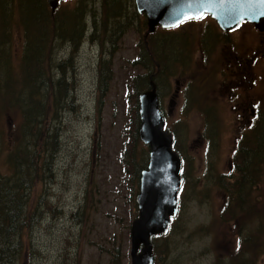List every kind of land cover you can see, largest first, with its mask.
Segmentation results:
<instances>
[{"label": "rangeland", "instance_id": "374dc122", "mask_svg": "<svg viewBox=\"0 0 264 264\" xmlns=\"http://www.w3.org/2000/svg\"><path fill=\"white\" fill-rule=\"evenodd\" d=\"M43 1L51 23L82 3L87 15L83 10L84 29L73 43L54 37L44 43L42 73L52 82L39 87L54 91V82L65 77L70 94L56 120L48 119L59 135L52 179L33 190L29 212L36 204V213L19 238L15 264H131L136 177L148 154L132 127L135 80L148 87L153 74L165 127L186 163L179 213L168 235L152 241L155 264H264V137L247 138L251 128L235 119L244 110H234L233 103L241 100L222 87L228 45L252 41V28L223 37L208 18L176 31L157 27L146 37L147 21L134 0H120L125 11L116 31L102 23L107 0L59 2L53 13ZM23 21L14 0H0V52L20 89L23 42L29 39ZM144 55L148 61L141 66ZM100 72L108 78L102 88ZM17 116L15 107L7 115L0 111L1 175L8 172L4 144L18 139Z\"/></svg>", "mask_w": 264, "mask_h": 264}, {"label": "trees", "instance_id": "16d2710c", "mask_svg": "<svg viewBox=\"0 0 264 264\" xmlns=\"http://www.w3.org/2000/svg\"><path fill=\"white\" fill-rule=\"evenodd\" d=\"M14 2L17 6L19 5L26 20L23 22L26 37L29 39L24 40L23 53L21 54L23 72L21 89L16 86L17 80L11 75L10 65L9 68L7 67L8 60L4 59L3 61L2 52H0V111L7 115V108L15 107L19 121L17 142L13 146H10L8 142L4 144L7 150L5 162L8 172L6 175L0 174V264H15L14 257L19 256L21 251L19 238L24 231H30V223L33 221L34 213H36V204L33 210L29 212V206L33 201V190L41 183H51L50 172L55 158L54 154L59 147V135L58 129L51 126L48 119L52 116L56 120L55 116L58 110L65 105L70 94L63 80L65 77L54 82L57 87L54 91L52 89L43 90L39 87V82L41 84H51L52 82L51 79L45 77V73H42L41 64L43 58L46 57L44 43L48 42L51 37L61 41L69 39L68 42L73 43L84 29L82 24L83 10L85 16L87 15L85 6L80 3L81 5H76L77 9H73V13L68 18L62 21L55 20L51 23L43 0H14ZM104 10L102 23L105 25L107 21L111 22L116 31L118 21L123 17L125 11L122 1L107 0ZM91 18L93 29H96L95 15L92 14ZM36 23H40V25L33 33ZM41 23H48V28L45 30V26L40 28ZM115 31L113 34L116 33ZM142 59L143 61L140 60L139 64L141 66L144 61H148L146 55ZM107 80L106 74L100 72L101 88ZM137 85L138 82L135 80L136 95L149 88V82L148 87L146 82L138 85L142 88H138ZM154 85L156 86L155 83ZM135 106L132 127L135 130V140L138 141L137 100ZM166 131L168 132L167 129ZM0 139H2L1 134ZM174 150L176 151L175 147ZM251 154L252 152L248 155ZM147 163L148 154H145L144 166L138 171L136 177L138 187L140 173L146 169ZM246 170H242V176H245L244 181H246L244 184L250 181L246 175ZM182 194L179 195V201ZM153 240L155 238L151 242Z\"/></svg>", "mask_w": 264, "mask_h": 264}, {"label": "water", "instance_id": "95a60500", "mask_svg": "<svg viewBox=\"0 0 264 264\" xmlns=\"http://www.w3.org/2000/svg\"><path fill=\"white\" fill-rule=\"evenodd\" d=\"M46 0L51 12L59 2ZM138 15L147 21V33L155 28L173 29L188 21L209 16L223 32L241 23L264 31V0H134ZM191 17V18H190ZM149 90L138 95L140 142L149 149L146 170L141 172L139 191L135 197L138 217L130 227L131 264H154L151 240L165 237L170 223L178 213V194L181 189L180 159L172 149L171 136L164 130L156 87L149 78Z\"/></svg>", "mask_w": 264, "mask_h": 264}, {"label": "flooded vegetation", "instance_id": "af4514ba", "mask_svg": "<svg viewBox=\"0 0 264 264\" xmlns=\"http://www.w3.org/2000/svg\"><path fill=\"white\" fill-rule=\"evenodd\" d=\"M205 19H208V17H205L202 20L196 22H186L175 29L166 31H176L182 29L186 25L200 23ZM246 26L252 28L254 39L252 41L245 39H237V45L234 46L232 49L231 45H228V53L230 52V59L225 60L224 62L225 71L222 87L225 89L230 86L228 90H225L230 93L235 100H241L240 103H233L234 110H236L235 108L239 110H244L242 113H237L235 119L243 123L244 127L251 128L248 132L247 138L253 137L254 135H259L258 137L260 142V139L264 137V135L261 134L264 130V33H259L250 24L242 23L236 29L226 33L218 30V35L228 37L230 35L238 33L243 27ZM246 42L249 45H246ZM208 47V44H204L203 50L207 51L209 49ZM156 69H158L157 66ZM150 77L154 79L155 74L151 75ZM204 115H207V113H204ZM237 120L236 122L238 123ZM212 133L213 129L210 130L211 135ZM171 137L173 140L174 148L175 141L172 135ZM241 138H244V134H242ZM177 154L181 163L180 179L182 182V186L179 192L180 195L181 193H183L186 184V163L185 159L179 153ZM230 169L232 171V169L235 170L236 168L230 166Z\"/></svg>", "mask_w": 264, "mask_h": 264}, {"label": "bare ground", "instance_id": "6f19581e", "mask_svg": "<svg viewBox=\"0 0 264 264\" xmlns=\"http://www.w3.org/2000/svg\"><path fill=\"white\" fill-rule=\"evenodd\" d=\"M5 56V55H4ZM149 80V79H148ZM148 82H150V80L148 81ZM152 82H153V80H152ZM154 84V83H153ZM156 87V86H155ZM156 94H157V91H156ZM75 109V108H74ZM66 112H68V111H66ZM70 112V111H69ZM74 112V111H73ZM73 114V113H72ZM70 115V114H69ZM242 162V161H241ZM39 190V189H38Z\"/></svg>", "mask_w": 264, "mask_h": 264}, {"label": "snow or ice", "instance_id": "6c2138e0", "mask_svg": "<svg viewBox=\"0 0 264 264\" xmlns=\"http://www.w3.org/2000/svg\"><path fill=\"white\" fill-rule=\"evenodd\" d=\"M191 18V17H190Z\"/></svg>", "mask_w": 264, "mask_h": 264}]
</instances>
